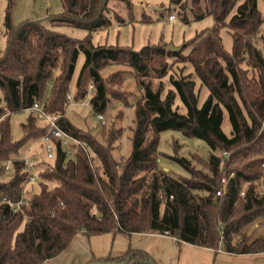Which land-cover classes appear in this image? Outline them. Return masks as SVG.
<instances>
[{"label":"trees","instance_id":"obj_1","mask_svg":"<svg viewBox=\"0 0 264 264\" xmlns=\"http://www.w3.org/2000/svg\"><path fill=\"white\" fill-rule=\"evenodd\" d=\"M6 1L7 47L0 51V201L24 197L26 203L18 213L0 204V264H48L69 250L78 236L108 233L167 235L179 244L223 248L234 255L264 253V234L245 232L239 238L254 223L264 222V49L254 42L261 31L264 45V13L258 0H170L186 24L213 19V27L197 35L188 54L183 53L187 43L180 52L161 45L141 50L94 45L92 34L110 24L111 0H61L60 15L18 27L11 19L16 0ZM127 5L132 9L130 1ZM59 26L86 29L89 36L73 39L58 33ZM224 28L233 39L231 52L223 46ZM80 54L85 61L76 82V102L85 100L93 85L89 102L96 114L103 115L113 100L131 105L129 94L121 90L122 72L107 78L101 74L111 65L129 67L142 92L134 103L133 149L121 161L111 147L67 118ZM180 61L191 62L209 90L201 107L196 80L189 76H170L171 88L163 97L162 80ZM155 79L160 80L156 89ZM35 104L88 149L65 147L61 139L51 138L54 163H44L40 191L25 197L32 165L22 151L47 135L49 123L42 127L30 115L22 124L21 139L14 140L10 118ZM225 111L230 137L222 127ZM167 130L202 139L212 150L207 160L178 153L170 157L188 177H175L159 167L160 134ZM6 164L12 172L8 180L3 175ZM223 177L229 179L225 186ZM220 189L223 193L217 196ZM85 264L157 262L146 251L129 248L122 256Z\"/></svg>","mask_w":264,"mask_h":264},{"label":"rangeland","instance_id":"obj_2","mask_svg":"<svg viewBox=\"0 0 264 264\" xmlns=\"http://www.w3.org/2000/svg\"><path fill=\"white\" fill-rule=\"evenodd\" d=\"M128 1L132 4V9H128ZM108 27L98 30L92 34V42L94 45H108L131 48L141 50L147 45L168 48L169 45L182 47L184 44H190L184 49V54L190 52L191 43L196 39L197 35L203 31L213 27V19L208 17L201 22L184 23L178 14L177 9L171 5L170 0H111L110 2ZM258 8L264 13V0H258ZM63 12L61 0H16L15 6L11 13L12 24L15 27L20 26L29 21L43 20L48 17L58 16ZM175 16L174 20H169V15ZM7 16V1L0 0V51H4L7 47V38L5 36V20ZM145 18L147 21H143ZM58 33L71 37L73 39H85L88 37L86 29L75 28L70 26H59L55 28ZM223 46L226 51L231 52L233 39L228 29L224 28L220 32ZM255 45L263 51L264 45L261 39V31L254 38ZM85 56L80 54L70 85V106L67 109V118L79 129L87 131L96 136L104 145L111 147L113 156L121 161L122 157H128L133 149L132 128L134 127L135 108L134 103L141 99L142 92L138 87L134 74L129 67L121 65H111L102 70L101 74L107 78L111 74L122 72L123 85L121 90L128 93V100L131 104L127 106L123 103L112 101V104L103 114L104 123L99 118V114L92 111L90 100L88 97L83 101L76 102L74 95L76 93V82L84 64ZM171 63L172 59L169 60ZM60 68L56 69L55 74H60ZM181 75L189 76L196 80V92L199 97V107H201L209 96V90L203 87L197 78L195 68L189 61H180L173 63L169 74L163 78L164 93L171 88L170 76L179 77ZM253 77V74H249ZM159 79L153 81V87L158 88ZM90 90L91 87H90ZM180 105L179 99L176 102ZM181 111H184L181 109ZM30 115L36 118L37 124L47 126V118L40 112L26 110L11 115V135L14 140L21 139L23 135L22 124L27 122ZM223 131L227 136H231L232 127L227 111L224 112ZM114 132V133H113ZM112 134V135H111ZM120 134V135H119ZM115 138L110 142L111 136ZM48 142L36 140L29 147L22 151L25 158L30 160L32 165L33 181H29L25 187V197L31 196L33 192L40 191V172L45 164L52 165L56 154V147L50 144L49 149L53 158H48ZM159 167L175 177H188L187 172L177 163L173 162L170 157L177 153L181 157L191 158L197 156L203 160H207L212 150L202 140L196 137H186L181 132L175 130H167L160 134L159 142ZM75 151L70 149V157L74 156ZM219 154V152H215ZM6 166L11 167L10 164ZM3 175L6 180L11 176V171H4ZM22 225L20 230L23 229ZM259 236L264 234V222H257L247 228L244 233ZM95 237V236H94ZM86 244L91 249L92 243ZM100 241L99 247L108 249L107 257L113 256L117 249H140L149 253L157 262V264H172L177 262L180 256V244L171 237H162L152 234L134 233L125 235L118 233L103 234L94 240ZM118 251V250H117ZM114 257V256H113Z\"/></svg>","mask_w":264,"mask_h":264},{"label":"crops","instance_id":"obj_3","mask_svg":"<svg viewBox=\"0 0 264 264\" xmlns=\"http://www.w3.org/2000/svg\"><path fill=\"white\" fill-rule=\"evenodd\" d=\"M110 234L112 235V233H109V235ZM152 235L170 237L167 235ZM98 237L99 236H92V239L89 241V243H92L91 249H88L86 244L89 238L83 235L78 236L69 250L58 258L50 261L48 264H85L94 258L107 257L108 249L99 247V239L97 241L94 240V238L97 239ZM117 250L113 255L114 257L122 256L128 251V249ZM172 264H264V253L234 255L227 253L223 248L216 251L181 243L179 259L177 262H172Z\"/></svg>","mask_w":264,"mask_h":264},{"label":"built area","instance_id":"obj_4","mask_svg":"<svg viewBox=\"0 0 264 264\" xmlns=\"http://www.w3.org/2000/svg\"><path fill=\"white\" fill-rule=\"evenodd\" d=\"M175 16L173 14L169 15V20H174ZM91 89H93V85L90 86ZM70 94H69V98H70ZM88 99L90 100L93 97V93L90 90L89 95L87 96ZM32 111H37L42 113L46 118L47 121L49 123V127H48V132L47 135L42 138V142H48L49 144L47 145V149H48V158H53L54 156L52 155V153L50 152V144L52 143L51 138H57V139H61L62 140V145L63 146H69L70 144H73L75 147L77 146H82L84 149H88L87 144L82 143L81 141H79L78 139L74 138L73 136H71L70 134H68L66 131H64L63 129H61L59 127V125L57 124L56 121V117L50 116L47 113L44 112L43 108L39 105V104H35L31 109ZM100 120L102 121V123H104V118L103 115L99 116ZM53 144V143H52ZM224 155L227 157L229 156L228 153H224ZM27 164L31 165L30 160L27 159ZM5 171L9 172L10 171V167L6 166ZM234 174H231V176H233ZM31 180H34L33 175L31 174ZM229 179L227 177H223L221 179V183L223 186L227 185ZM223 193V189H220L216 192L217 196L222 195ZM1 203H5L9 206V208L14 212V213H18L21 210V207L26 203V200L24 197H22L19 201L17 202H13L11 200L8 199H3L2 201H0Z\"/></svg>","mask_w":264,"mask_h":264},{"label":"water","instance_id":"obj_5","mask_svg":"<svg viewBox=\"0 0 264 264\" xmlns=\"http://www.w3.org/2000/svg\"><path fill=\"white\" fill-rule=\"evenodd\" d=\"M171 52H180L182 50V47H175L172 44L168 46L167 48Z\"/></svg>","mask_w":264,"mask_h":264}]
</instances>
